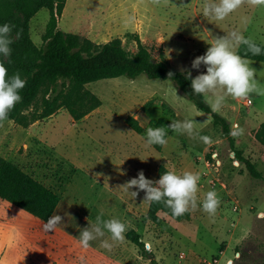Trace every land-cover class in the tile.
<instances>
[{
	"label": "rangeland",
	"instance_id": "rangeland-1",
	"mask_svg": "<svg viewBox=\"0 0 264 264\" xmlns=\"http://www.w3.org/2000/svg\"><path fill=\"white\" fill-rule=\"evenodd\" d=\"M205 2L67 0L58 25L90 40L93 49L120 37L125 48L136 52L138 35L155 59L164 54L173 67L191 70L194 78L206 73V68L192 69L191 62L206 53L215 37L238 31L264 43V6L245 3L224 20H216L204 15ZM21 19L17 13L6 22L14 25L13 43ZM49 19L50 10L43 7L30 20L31 36L39 46ZM166 49H172L170 58ZM7 57L0 54V63ZM247 59L256 69V79L264 84V61ZM168 79L144 73L136 78H103L86 84L103 103L82 119H75L62 107L50 117L29 120L27 126L17 119L3 122L0 154L64 199L54 214L62 216V223L49 232L43 229L44 221L0 200V264H153V258L158 264H264V179L254 178L245 162L250 158L264 175V143L256 136L264 122V96L253 93L245 99H227L218 112L230 121L231 133L243 129L242 135L229 138L210 113L199 109ZM43 95V91L39 93L27 114L42 109ZM247 99L253 103L245 105ZM129 115L143 124L142 133L127 124ZM184 119L196 121L199 134L209 141L169 130L161 149L146 143L147 128ZM231 138L245 158L237 156ZM141 170L154 181L164 170L198 174L197 207L190 208V218L177 221L160 212L162 222L152 221L145 192L130 189L139 191L133 198L121 188ZM214 176L224 185L213 189L210 181ZM212 190L221 202L210 216L203 211L202 202ZM97 215L123 222L125 239L113 242L105 230L104 237L91 241L88 249L82 248L80 231L94 224ZM131 229L141 234L152 257L128 238ZM102 240L113 243L111 251L100 246Z\"/></svg>",
	"mask_w": 264,
	"mask_h": 264
},
{
	"label": "trees",
	"instance_id": "trees-1",
	"mask_svg": "<svg viewBox=\"0 0 264 264\" xmlns=\"http://www.w3.org/2000/svg\"><path fill=\"white\" fill-rule=\"evenodd\" d=\"M67 0H0V26L17 13L22 19L16 29V37L11 49V55L3 64L11 77L19 72L26 81L20 90L21 101L10 111L8 118L17 119L27 126L28 121L50 117L62 107L68 109L71 115L79 120L102 105V99L86 88V84L103 78L128 76L136 78L146 74L150 78L168 79V72L174 73L171 78L181 88L199 109L212 115L214 123L219 125L225 136H231V123L220 112H214L203 95L194 94L191 80L178 68L171 65L167 57L155 59L149 47L140 36L136 35L137 51L131 52L124 47L120 37L113 38L93 49L92 42L82 39L77 33L62 30L59 16L63 13ZM46 7L50 10V19L43 35V44L39 46L31 36L30 20L37 12ZM254 41V40H253ZM261 49L260 55H252L245 45H240L237 53L242 57L264 61V43L254 41ZM44 92L42 109L32 115L26 113L40 92ZM159 120L158 124H161ZM127 124L137 133L144 131L143 124L133 115L126 118ZM257 138L264 143V122L256 132ZM166 139V137H165ZM232 146L238 157L245 158L243 152ZM159 149L162 145H156ZM207 156L211 158V153ZM246 166L252 176L264 179L257 164L250 158L245 159ZM166 172V170H164ZM0 200L6 201L18 209H22L35 218L47 222L54 216L61 195L53 188L25 171L18 164L0 154ZM160 212L173 217L177 221L190 218L191 211L182 216H173L171 210L163 202H151L148 217L156 222H162ZM128 238L138 245L144 254L152 257L141 234L135 229L128 232ZM153 264H158L152 259Z\"/></svg>",
	"mask_w": 264,
	"mask_h": 264
},
{
	"label": "clouds",
	"instance_id": "clouds-1",
	"mask_svg": "<svg viewBox=\"0 0 264 264\" xmlns=\"http://www.w3.org/2000/svg\"><path fill=\"white\" fill-rule=\"evenodd\" d=\"M160 0H153L159 4ZM245 3L252 6H264V0H219L216 2H205L203 12L205 16H212L216 20H224L231 13L235 12ZM14 25L5 23L0 26V54L7 57L11 55L10 45L13 43L11 32ZM19 37V33H17ZM204 55L197 56L191 62V68L199 70L201 65L206 68V73H200L194 78L191 70L181 69L186 79L191 80V88L194 94L203 95L206 103L214 112L221 110L227 99H245L250 94L264 96V84L256 79V69L250 67L251 62L242 57L235 50L240 45H245L247 51L252 55H260L262 49L251 39L245 38L240 32L232 31L225 36L215 37ZM172 49H166L165 54L169 56ZM170 58V56H169ZM168 81L174 73L168 72ZM26 81L16 72L11 77L8 69L0 63V126L8 119L10 111L21 101L20 90L25 87ZM171 130L177 134H186L190 138H199L207 143L209 137L201 136L196 129V121L192 119L175 120L168 126L149 127L146 130L148 145H165V137ZM233 136L242 135L243 129L231 133ZM199 175L185 171L176 174L173 171L164 172L158 180L147 179L144 172H138L136 178L127 181L121 188L128 192L133 198L139 195L138 189L145 192L144 201L161 203L171 210L173 216H182L190 208L197 207V192ZM220 198L215 190L208 191L202 202V209L210 216L215 215ZM62 216H50L44 223L43 229L46 232L54 231L61 223ZM105 230L110 234L111 241L122 242L125 239L126 225L119 219L113 218L104 220L102 215H97L95 223L80 231L79 242L82 248L91 247L90 242L105 236ZM102 248L111 251L113 243L102 240Z\"/></svg>",
	"mask_w": 264,
	"mask_h": 264
},
{
	"label": "built area",
	"instance_id": "built-area-1",
	"mask_svg": "<svg viewBox=\"0 0 264 264\" xmlns=\"http://www.w3.org/2000/svg\"><path fill=\"white\" fill-rule=\"evenodd\" d=\"M252 103H253L252 99H247V100L244 101V104H245V105H250V104H252ZM207 164L209 165V162H208ZM221 184L224 185V183L220 180V178L215 177V176H214V178L211 179V181H210V185H211V187H212L213 189H214V188H218L217 186L221 187ZM236 210H237V207H236ZM182 256H183V255H182ZM214 264H215V263H214Z\"/></svg>",
	"mask_w": 264,
	"mask_h": 264
},
{
	"label": "crops",
	"instance_id": "crops-1",
	"mask_svg": "<svg viewBox=\"0 0 264 264\" xmlns=\"http://www.w3.org/2000/svg\"><path fill=\"white\" fill-rule=\"evenodd\" d=\"M48 186H49V185H48ZM51 188H52V187H51ZM61 197H62V196H61ZM63 199H64V198L62 197V200H61L60 204L62 203ZM5 202H6V201H5Z\"/></svg>",
	"mask_w": 264,
	"mask_h": 264
}]
</instances>
